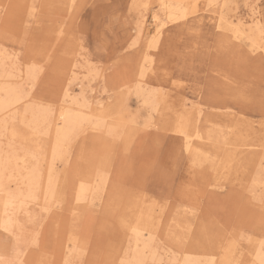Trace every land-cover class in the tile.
Instances as JSON below:
<instances>
[{
  "label": "rangeland",
  "instance_id": "1",
  "mask_svg": "<svg viewBox=\"0 0 264 264\" xmlns=\"http://www.w3.org/2000/svg\"><path fill=\"white\" fill-rule=\"evenodd\" d=\"M186 1L170 19L160 0H0V197L13 222L0 264H134L145 244L133 248L122 216L138 199L158 228L152 244L143 233L144 264H260L264 159L228 169L223 155L238 130L264 141V51L251 47L264 0ZM61 110L84 118L54 160ZM198 112L205 145L188 151L177 125ZM92 179L103 192L78 198Z\"/></svg>",
  "mask_w": 264,
  "mask_h": 264
},
{
  "label": "bare ground",
  "instance_id": "2",
  "mask_svg": "<svg viewBox=\"0 0 264 264\" xmlns=\"http://www.w3.org/2000/svg\"><path fill=\"white\" fill-rule=\"evenodd\" d=\"M187 1L186 0H160V7H161V11L164 13V14H166L170 19L171 18H174L176 15H178L177 13H179L180 11L182 12V10H181V5L183 4V3H186ZM209 2V1H208ZM185 5V4H184ZM183 5V6H184ZM184 9H185V7H184ZM226 9V8H225ZM186 12V11H185ZM189 13V12H188ZM180 14V13H179ZM182 14V13H181ZM180 14V15H181ZM184 15L186 14V13H183ZM182 14V15H183ZM69 15V14H68ZM183 15V16H184ZM190 15V14H189ZM225 15V14H224ZM185 17V16H184ZM188 17V16H187ZM180 18V17H179ZM219 18V17H218ZM233 18V17H232ZM166 19V18H165ZM174 19H176V17L174 18ZM217 19V18H216ZM153 20H154V23H155V25H156V27H155V29H156V32L158 31L159 32V29H160V26H159V24L157 23V20H158V17L155 15L154 16V18H153ZM239 20V19H238ZM160 21V20H159ZM220 21H222V20H220V19H217V21L215 22V26H216V28H217V30H218V28H221L220 27ZM254 20H253V17H250V19H249V23H252ZM173 22V21H172ZM213 22V21H212ZM225 22H227V21H225ZM231 23L232 22H230V24H229V22L227 23V25L229 26V25H231ZM214 24V23H213ZM242 25V24H241ZM235 26V25H234ZM233 26V27H234ZM244 26V25H243ZM232 27V26H231ZM237 26H235V28H236ZM239 27V26H238ZM224 28V27H223ZM235 28H234V30H235ZM244 28V27H243ZM225 29V28H224ZM232 29V28H231ZM251 30H252V28H250ZM249 29V30H250ZM220 30V29H219ZM238 30V29H237ZM236 30V31H237ZM244 30V29H243ZM250 30V31H251ZM239 31V30H238ZM238 33V32H237ZM243 33V32H242ZM249 33V32H248ZM233 34V33H232ZM241 34V33H240ZM263 34V33H262ZM236 35V34H235ZM243 35V34H242ZM241 35V36H242ZM253 35V34H252ZM260 35V34H259ZM259 35H257V36H255V37H253V39H251V47H256V48H258L257 50H259V49H262L263 51H264V40H263V38H261V36H259ZM245 36V35H244ZM236 37V36H235ZM238 37V36H237ZM248 37V36H247ZM248 39V38H247ZM243 47V46H242ZM248 49V48H247ZM251 52V51H250ZM144 69V68H143ZM138 76V75H137ZM30 77V76H29ZM2 86V85H1ZM137 87V86H136ZM142 90V89H141ZM144 90V89H143ZM152 90V89H151ZM153 91V90H152ZM130 91H128V93H129ZM139 92H140V90H139ZM139 92H136V93H139ZM144 92V91H143ZM13 93V92H12ZM145 93H146V90H145ZM144 93V94H145ZM148 93V92H147ZM144 94H142V95H144ZM137 96L139 95V94H136ZM135 95V96H136ZM151 95V94H150ZM155 95V97H156V94H154ZM152 96H153V94H152ZM6 97V96H5ZM10 97V96H9ZM143 97V96H142ZM146 97V96H145ZM149 97L150 96H148V99L146 98V103L148 104H150L152 101H150L151 99H149ZM144 99V98H143ZM153 99H155V98H153ZM14 101V99H11L10 98V104ZM153 101H155V100H153ZM140 102V101H139ZM7 103V102H6ZM5 103V101L4 102H2V103H0L1 104V106L2 105H5L6 104ZM155 104H156V102H154ZM153 103V104H154ZM13 104H14V102H13ZM13 104H11V105H13ZM152 104V103H151ZM153 104H152V106H153ZM154 104V105H155ZM158 105V104H157ZM156 105V106H157ZM17 106V105H16ZM160 106V105H159ZM103 108V107H102ZM154 108H155V106H154ZM157 108V107H156ZM155 108V109H156ZM67 110V109H66ZM69 110V109H68ZM104 110V109H103ZM107 110V109H106ZM105 110V111H106ZM196 110V109H195ZM96 111H99L98 109H95L94 110V114H93V116L94 117H96V118H98L99 120H101L100 122H102V121H106V119L110 116L108 113H106V112H103V111H101V113L100 112H96ZM156 111V110H155ZM157 111H158V109H157ZM194 111V110H193ZM60 112V111H59ZM71 112V111H70ZM79 113H80V111H78ZM72 113V112H71ZM75 113V112H74ZM76 114H78V113H76ZM82 114H83V111H82ZM201 113L200 112H198L197 113V116H195V118L192 116V115H190L191 116V118L188 120V121H186V124H188L186 127H184L182 124V122H180L177 126V128H178V132L180 133V134H184V137H185V140H186V146H187V149H188V151L189 150H191L192 149V151H194L195 149H197L196 148V146L197 147H199V146H203V145H205V144H203L202 142H201V137L198 135V133L200 132V129H199V127H198V124L197 123H199V115H200ZM20 115V114H19ZM72 115V114H71ZM70 114H69V112L68 111H62L61 110V113H60V118H61V121H62V124H63V128L61 129V131H59L58 133L60 134V139H56L57 141H56V145L54 146V149H53V151H52V158L54 159V160H60V159H58L59 158V156L62 154V150H63V145L65 144V143H67L68 142V140H69V134H68V132H73L74 130H79L80 129V127L83 125V122H82V118H84V115L80 118L79 116H71ZM86 115V114H85ZM202 115V114H201ZM86 116H88V115H86ZM96 118H94L95 120H96ZM114 118V117H113ZM116 118V117H115ZM88 119H89V117H88ZM92 119V118H91ZM117 119V118H116ZM146 119V118H145ZM239 119V118H238ZM242 119V118H241ZM85 120V119H84ZM83 120V121H84ZM99 120H98V123L100 124V122H99ZM108 120V119H107ZM113 120V119H112ZM243 121H244V119H242ZM60 121V122H61ZM146 121V120H145ZM151 121H152V119H151ZM86 122V121H85ZM84 122V123H85ZM87 122H89V121H87ZM148 122V121H147ZM237 122H240V121H237ZM245 122H246V120H245ZM244 122V123H245ZM253 122V121H252ZM104 123V122H103ZM103 123H101L102 125H103ZM106 123V122H105ZM146 123V122H145ZM60 124V123H59ZM96 124V123H95ZM94 124V125H95ZM236 124V123H235ZM108 125V124H107ZM238 125V127H239V124H237ZM250 125V124H249ZM100 126V125H99ZM106 126V125H105ZM110 126V125H109ZM59 127V126H58ZM101 127V126H100ZM108 127V126H107ZM201 127V126H200ZM231 127V126H230ZM251 126H249V128H250ZM174 128V127H173ZM172 128V129H173ZM176 128V127H175ZM202 128V127H201ZM242 128V127H241ZM238 129H240V128H237V130ZM251 129V128H250ZM60 130V129H59ZM66 130V131H65ZM117 130H119V129H117ZM167 130V129H166ZM230 130V129H229ZM236 130V131H237ZM253 130V129H252ZM115 131V130H114ZM175 131V130H174ZM239 131V133L238 134H235L236 135V140L234 141V139H229L228 140V143H226L224 140V142L226 143V148H224V150H225V154L223 155V156H225V159H224V161H225V165L228 167V169H231L232 168V166L233 165H237L238 163H243V164H247V165H252L253 163H256V162H261L263 159H264V154H262L261 153V151H259V150H262L263 151V149H264V141H259V144L258 143H255L254 142V140H253V137H252V135H250V134H248V132L245 130V134L246 135H244L242 132H243V130H238ZM14 133H15V131H13ZM113 132V131H112ZM18 133V132H17ZM57 133V134H58ZM250 133H252V131L250 132ZM178 134V133H177ZM28 135V134H27ZM223 135V134H222ZM231 135V134H230ZM17 136V135H16ZM202 136V135H201ZM232 136V135H231ZM231 136H230V138H231ZM234 136V135H233ZM232 136V137H233ZM20 137V136H19ZM21 138V137H20ZM192 138H197L198 140H196V141H198V142H196V143H193L192 141L194 140V139H192ZM211 138V136L210 137H207V140H211L210 139ZM204 139H202V141H203ZM226 140V139H225ZM253 140V141H252ZM128 141V140H127ZM204 142V141H203ZM206 142V141H205ZM216 142H219L218 143V145L220 144V141L219 140H217ZM206 146H208V145H206ZM186 148V147H185ZM217 149L219 150V152H220V146H217ZM248 151H250V152H248ZM196 152V151H195ZM218 153V152H217ZM52 159V160H53ZM221 159H222V157H221ZM21 161V160H20ZM201 162V161H200ZM220 163L218 162V167H217V169L220 171ZM227 169V170H228ZM233 169V168H232ZM54 170V169H53ZM80 180V179H79ZM85 180V179H84ZM55 181V180H54ZM53 180H52V178L49 180V183H50V185L48 186L49 187V197H50V199H54L55 198V195H57L56 194V192L54 191V189H55V186H54V184H55V182H54ZM88 181H90V180H88ZM104 181H105V179H101L100 180V184H98L97 186H93V187H91L90 188V184H93L94 182L96 183V181L94 180V179H92L88 184L87 183H85V181H84V184L85 185H82V186H80L79 187V189H78V192H77V197L78 198H82V197H85V195L87 194V193H89V192H94V193H91V197H94V198H96L95 196H98L99 194H100V192L102 191V189H103V185H104ZM48 183V184H49ZM87 185V186H86ZM47 187V188H48ZM91 189H93V190H91ZM103 192V191H102ZM8 193V192H7ZM90 194V193H89ZM5 195H6V193H5ZM7 196V195H6ZM5 196V197H6ZM92 200H94V199H92ZM80 201V200H79ZM129 202V204H127V207H128V213L127 214H125L124 216H122V219H123V221H122V225H123V229L125 230V231H128V232H132L133 233V236H134V238H133V241H134V246H133V248L134 249H138V245H137V242H139V241H142V243L143 244H145V246L140 250V252H136L135 254L137 255V256H135V258H133V260H131V262L133 261V263L134 264H144V262H145V260L143 259V254H144V250L147 248V247H149L150 246V243H144V238H143V233L144 232H146L147 234H148V239H150V242H151V244H152V239L154 238V236H155V233H156V230L158 229H156V224H155V221H156V217H155V212H154V210L152 209V208H150V207H148V206H146L145 205V202H144V200H142V199H138V200H129L128 201ZM10 204V200H7V199H5V198H2V197H0V226L2 227V229H4V230H7V231H9V229L12 227V223H11V219H10V217L8 216V209H7V207H8V205ZM9 208V207H8ZM8 213V214H7ZM184 214H186V213H184ZM191 222V221H190ZM182 225V224H181ZM184 228V227H183ZM172 233V232H171ZM172 235H174V234H172ZM142 238H143V240H142ZM145 240H147V239H145ZM149 241V240H148ZM178 241V240H177ZM153 242H154V240H153ZM196 247V246H195ZM151 248H152V246H151ZM262 249L263 248H261V251H262ZM135 250V251H136ZM147 250V249H146ZM134 251V252H135ZM153 251V250H152ZM3 251H0V254L2 253ZM152 253V252H151ZM139 255L142 257V258H140L139 257ZM154 255V254H153ZM133 256V255H132ZM146 257V256H145ZM153 257H155V255L153 256ZM185 257L186 258H184V259H182V261L180 262V264H203V263H201L200 261H198V260H194L193 258H192V256H186L185 255ZM156 258V257H155ZM174 258H175V256H174ZM256 260L258 261V262H260V264H264V254L262 253V252H257V254H256ZM127 259H128V257H127ZM148 258L146 257V260H147ZM158 259H159V257H158ZM211 259V258H210ZM252 259V258H251ZM150 260H152V259H150ZM208 260V259H207ZM256 260H254L255 262H256ZM123 261H125V260H123ZM205 261V260H204ZM211 261H213V260H211ZM210 261V262H211ZM126 262H128V261H126ZM211 263H213V262H211ZM210 263V264H211ZM252 263V262H251ZM131 264V263H130ZM205 264V263H204ZM207 264V263H206ZM258 264V263H257Z\"/></svg>",
  "mask_w": 264,
  "mask_h": 264
}]
</instances>
